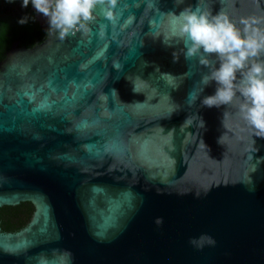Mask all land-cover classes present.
Masks as SVG:
<instances>
[{
    "label": "water",
    "instance_id": "obj_1",
    "mask_svg": "<svg viewBox=\"0 0 264 264\" xmlns=\"http://www.w3.org/2000/svg\"><path fill=\"white\" fill-rule=\"evenodd\" d=\"M198 3L264 32V0H106L63 36L37 14L44 40L5 53L0 208L34 212L0 229V264H264V139L239 94L203 106L216 56L162 40L167 13Z\"/></svg>",
    "mask_w": 264,
    "mask_h": 264
},
{
    "label": "clouds",
    "instance_id": "obj_2",
    "mask_svg": "<svg viewBox=\"0 0 264 264\" xmlns=\"http://www.w3.org/2000/svg\"><path fill=\"white\" fill-rule=\"evenodd\" d=\"M106 0H22L21 7L31 4L35 12L48 18L50 28H55L66 35L79 26L85 28L94 21L97 6ZM115 5L116 0H110ZM169 17V34L162 39L167 43L170 39L183 42L186 60H196L209 67L208 57L216 56L219 67H211V71L203 75L200 84L204 88L215 82L218 87L215 94L206 96L202 104L205 107L230 105L237 99V94L244 98L240 104L243 120L254 129L255 137L264 139V32L252 28V24L260 23L255 18L241 20L245 26L243 32L228 16L219 13L213 16L203 11L199 3L195 8L187 7L179 14L167 13ZM109 19L112 14L108 13ZM28 17L21 18L18 23L24 25ZM174 62L178 57L173 53ZM239 76V78H238ZM115 91V90H113ZM135 91V88H134ZM200 95L191 92L188 98L192 106ZM202 125L203 121L201 120Z\"/></svg>",
    "mask_w": 264,
    "mask_h": 264
},
{
    "label": "trees",
    "instance_id": "obj_3",
    "mask_svg": "<svg viewBox=\"0 0 264 264\" xmlns=\"http://www.w3.org/2000/svg\"><path fill=\"white\" fill-rule=\"evenodd\" d=\"M21 4L22 0H0V61L15 41L21 48H32L46 36L31 4L28 8H22ZM23 17H28V22L21 25L18 21ZM33 212L31 203L0 208V229L18 232L28 224Z\"/></svg>",
    "mask_w": 264,
    "mask_h": 264
},
{
    "label": "flooded vegetation",
    "instance_id": "obj_4",
    "mask_svg": "<svg viewBox=\"0 0 264 264\" xmlns=\"http://www.w3.org/2000/svg\"><path fill=\"white\" fill-rule=\"evenodd\" d=\"M37 14H38V13H37ZM39 15H40V14H39ZM15 42H17V41H15ZM15 42H14V43H15ZM17 43H18V42H17ZM8 51H9V50H8Z\"/></svg>",
    "mask_w": 264,
    "mask_h": 264
}]
</instances>
